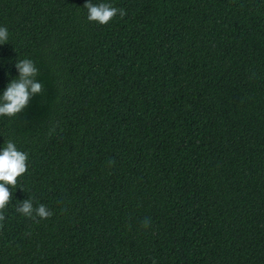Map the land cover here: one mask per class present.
Segmentation results:
<instances>
[{
	"label": "trees",
	"instance_id": "obj_1",
	"mask_svg": "<svg viewBox=\"0 0 264 264\" xmlns=\"http://www.w3.org/2000/svg\"><path fill=\"white\" fill-rule=\"evenodd\" d=\"M0 27V96L18 60L43 85L0 117L29 156L0 264H264V0H0Z\"/></svg>",
	"mask_w": 264,
	"mask_h": 264
},
{
	"label": "clouds",
	"instance_id": "obj_2",
	"mask_svg": "<svg viewBox=\"0 0 264 264\" xmlns=\"http://www.w3.org/2000/svg\"><path fill=\"white\" fill-rule=\"evenodd\" d=\"M85 7L88 10V20L101 25L109 24L117 15L120 17L126 15L123 9L116 8L109 3L88 2ZM8 35L7 28L0 27V45L5 44ZM16 68L19 70V76L11 80L0 96V117H16L28 108L36 95L43 93V85L36 79L39 69L31 59L18 60ZM28 160V154L18 150L12 140H8L6 146L0 151V221H4L3 212L11 203V189L16 188L19 179L28 172ZM17 211L25 217H33L35 212L40 219H48L53 215L43 204L34 208L30 199L23 201ZM149 223L146 220L144 226L148 227ZM2 227L3 224L0 223V228Z\"/></svg>",
	"mask_w": 264,
	"mask_h": 264
}]
</instances>
